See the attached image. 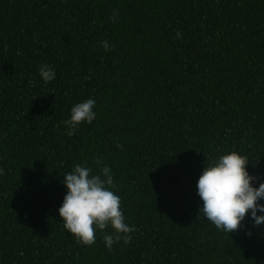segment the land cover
Returning <instances> with one entry per match:
<instances>
[{
	"label": "trees",
	"instance_id": "1",
	"mask_svg": "<svg viewBox=\"0 0 264 264\" xmlns=\"http://www.w3.org/2000/svg\"><path fill=\"white\" fill-rule=\"evenodd\" d=\"M231 151L264 182V0H0V264H264V232L199 213L204 165ZM98 160L135 227L111 251L57 211L65 172Z\"/></svg>",
	"mask_w": 264,
	"mask_h": 264
},
{
	"label": "clouds",
	"instance_id": "2",
	"mask_svg": "<svg viewBox=\"0 0 264 264\" xmlns=\"http://www.w3.org/2000/svg\"><path fill=\"white\" fill-rule=\"evenodd\" d=\"M118 15L114 12L110 22L118 23ZM101 47L108 52L111 45L104 40ZM38 75L45 84L56 79L54 67L48 64L39 66ZM95 105L96 100L88 98L71 107L64 122L69 136L81 124H91L96 119ZM248 165L247 157L231 151L204 165L196 182V195L202 201L200 215L228 236L249 226L264 232V182L247 171ZM96 166L98 174L93 173L92 167L81 164L65 172L61 184L66 194L57 211L65 232L82 245H94L96 234L104 233L103 244L111 251L121 241L129 244L135 227L125 222L121 199L113 190L111 169L99 160ZM245 235L251 237L253 233L248 230Z\"/></svg>",
	"mask_w": 264,
	"mask_h": 264
}]
</instances>
